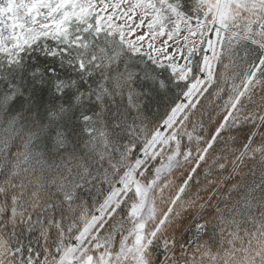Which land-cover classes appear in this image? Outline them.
Masks as SVG:
<instances>
[{"label":"snow or ice","instance_id":"6c2138e0","mask_svg":"<svg viewBox=\"0 0 264 264\" xmlns=\"http://www.w3.org/2000/svg\"><path fill=\"white\" fill-rule=\"evenodd\" d=\"M0 264H264V0H0Z\"/></svg>","mask_w":264,"mask_h":264}]
</instances>
